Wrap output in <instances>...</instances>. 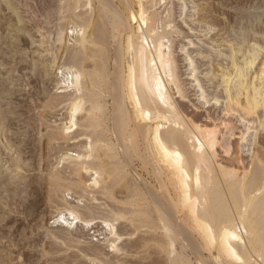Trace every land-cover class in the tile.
I'll return each mask as SVG.
<instances>
[{"label": "bare ground", "instance_id": "bare-ground-1", "mask_svg": "<svg viewBox=\"0 0 264 264\" xmlns=\"http://www.w3.org/2000/svg\"><path fill=\"white\" fill-rule=\"evenodd\" d=\"M92 1L43 0V14L54 8L70 18L57 27L56 39L64 44L61 52L55 51L54 60L64 57V61L52 68L57 93L63 94L54 104L66 102L68 117L51 139L60 136L71 146L84 136L79 149L69 144L58 147L65 150L62 158L72 174L61 178H78L72 184L83 183L109 196L116 195L114 188L119 187L122 205H111L109 216L102 212L92 219L72 208L66 213L61 210L55 221L69 227L80 222L82 231L93 228L96 222L110 226L113 237L107 236L106 242L79 247L78 254L100 260L99 264H128V254L139 252L141 247L148 249L154 239L167 251L160 260L164 264H264V48L260 54L257 46H252L243 51L242 59L233 60L231 68L219 67L221 90L212 89V82L207 86L199 73H192L205 104L225 101L220 121L212 112L204 118V104L193 102L195 111H188L181 76L174 72L177 64L166 43L172 23L165 22V29L160 30L165 13H160L158 5L164 0H98L95 7ZM85 6L91 9L89 14L77 13ZM100 20L108 26L107 38L96 31ZM75 32L78 43L71 47L68 36ZM194 63L190 60L188 65L196 71L199 64L195 67ZM178 93L183 96L179 102L175 97ZM220 97L224 99L220 101ZM82 114L85 119L79 120ZM234 115L246 128L237 130L240 126L231 120ZM252 132L257 147L250 155L245 146ZM225 134L228 137L221 141ZM59 179L54 177L50 185H61ZM92 198L95 200L94 193ZM87 209L86 213L93 211ZM122 219L136 229L146 226L153 231L161 229L163 234L136 242L137 250L133 251L135 242H119L125 232H119L122 228L117 229L115 221ZM179 238L184 239L182 257L176 252ZM205 252L209 256H198H205ZM188 254H196L197 262Z\"/></svg>", "mask_w": 264, "mask_h": 264}, {"label": "rangeland", "instance_id": "rangeland-1", "mask_svg": "<svg viewBox=\"0 0 264 264\" xmlns=\"http://www.w3.org/2000/svg\"><path fill=\"white\" fill-rule=\"evenodd\" d=\"M92 2V7L99 4L98 0ZM164 3L158 5L160 13L162 15L165 13L162 16L160 30L172 23L170 27L172 30L167 27V30H170L169 35L167 33L166 41L168 42L166 43L169 44V47L171 46L175 66L177 64L174 67V72L181 76L182 92L183 94L187 93H185L186 98L184 99L189 100L188 111L190 110V114L195 111L193 110L195 103L204 104L206 106L203 111L204 118L212 112L216 117H219L220 121L225 106V101H222L224 97H220L222 102L217 105L205 104L192 73L197 75L199 73L198 76L201 81L206 82L202 83L207 86L211 87L212 82V89L216 87V89L221 90L223 88L221 71L219 70L221 66L231 68L233 60L235 58L240 60L243 51L248 52L252 46L255 49L257 46V50L260 51L264 48V0H164ZM42 6L43 0H0V264H61L62 262V264H99L100 260H93L84 254H78L80 253L79 247L86 246L89 242L94 245L99 242L98 245H101V242H106L107 236L113 237L110 233V226L106 228L103 223L96 222L97 219L101 220L97 218L93 228H85L82 231L80 222H74L71 227L61 226V222L55 221L56 215L61 210L66 213L72 208V210L82 213L85 219L102 215V212H106L105 214L109 216L107 210L112 208L111 205H122L120 202L122 189L115 187L116 195L109 196L102 194L100 189H90L83 183L77 186L72 184L74 181H79L78 178L74 179V177V180L61 178V176H72L67 161L64 163L65 159L62 158L65 150H60L64 146L67 147L69 143L60 136L53 139L51 137L54 132L60 130V126L68 117L66 113L68 105L66 102L57 106L54 104L56 99L62 97L63 94L57 93L56 75L52 72L56 69L55 66L64 61V57L61 60L59 57L54 60L55 51L61 52V43L63 42H58L56 39L57 27L67 24L70 18L56 13L54 8L49 11L51 13L48 14V17L47 13L43 14ZM76 11L77 13L89 14L91 9L85 6ZM107 30L108 26L105 22L100 20V24L99 22L96 24V31L100 36L105 37L106 35L107 38ZM77 34L75 32L68 36L71 47L78 43L75 42L77 41ZM259 50L258 52H260ZM63 53L65 54V52ZM190 60L195 62L194 65L197 63L195 67L199 64L196 71L193 70V66H189ZM214 73L215 75L218 73L219 76L213 75ZM211 77L212 80L209 79ZM210 87L209 89H211ZM178 95L180 94H175V97L176 101L179 102L183 96L180 95L179 97ZM110 105L111 103L109 107H111ZM83 116V114L78 115V119L84 120L85 117L83 118ZM224 118L226 119L227 116ZM231 120L232 124L240 126L237 127V130L246 128L242 126L244 123H240L236 115L232 116ZM249 134L248 139L250 141L248 140L245 149L249 148L246 153L251 155L257 145H255L253 132ZM261 134H264V130ZM227 135L225 134L221 141H225ZM84 139V136L82 138L80 136L76 139L77 141L71 146L69 144V146L79 149ZM73 153L75 154L76 151ZM32 163L36 165L30 166ZM90 174L85 175L86 178L83 179L86 180ZM54 177L56 179L60 177L61 185H50ZM79 186L80 188H78ZM156 187L159 188V184H156ZM159 192H162L161 188ZM60 193L65 196L60 195ZM93 193L95 200L92 198ZM87 197L92 198V201L88 200ZM106 198H108L107 201ZM86 207L93 209L94 215L92 212L86 213L88 210ZM67 216L69 215L67 214ZM69 220L73 221V218L71 217ZM124 221V219L115 221L117 229L118 227L119 229L122 228L119 232L121 231L122 234L125 232L119 242L122 241L128 245L135 242L133 251L137 250L135 244L148 240L150 236L158 238L163 234L161 229H157V232L149 230V227L146 226L136 229ZM153 234L155 235L153 236ZM156 242L155 239L153 242L151 241L150 245H152L148 249L141 247L139 252L135 251L132 254L130 252L131 256L128 254V258L130 257L131 262L136 264H164L160 260L165 259L164 255L167 254V251L161 249L160 243ZM183 242V238H179L175 242L178 257L183 256L180 254ZM205 253V256L203 254L198 256H209L207 252ZM104 256L109 257L111 255L106 254ZM188 256L195 263L197 262L196 254H188ZM131 262L128 264H132Z\"/></svg>", "mask_w": 264, "mask_h": 264}]
</instances>
